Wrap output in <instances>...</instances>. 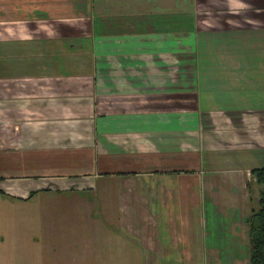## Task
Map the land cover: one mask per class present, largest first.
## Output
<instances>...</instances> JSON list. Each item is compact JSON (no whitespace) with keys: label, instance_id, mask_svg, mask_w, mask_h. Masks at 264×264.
Returning <instances> with one entry per match:
<instances>
[{"label":"crops","instance_id":"1","mask_svg":"<svg viewBox=\"0 0 264 264\" xmlns=\"http://www.w3.org/2000/svg\"><path fill=\"white\" fill-rule=\"evenodd\" d=\"M89 3L84 33H67L66 0H25L24 25L0 31V63L30 69L0 82V254L29 243L15 227L99 221L100 208L105 229L69 242L61 264L238 258L236 221L264 163V0ZM98 188L108 201H81ZM206 203L236 211L230 245L204 246Z\"/></svg>","mask_w":264,"mask_h":264},{"label":"rangeland","instance_id":"2","mask_svg":"<svg viewBox=\"0 0 264 264\" xmlns=\"http://www.w3.org/2000/svg\"><path fill=\"white\" fill-rule=\"evenodd\" d=\"M90 0H66L65 4V18H66V27H67V33L72 32L69 28H78L79 33L80 32H87V29L89 27L88 20L90 15V9L91 4L89 3ZM14 6L19 7L16 9ZM184 7V5L182 4ZM180 6V7H182ZM49 16V15H47ZM52 16V14H51ZM50 16V17H51ZM26 18V12H25V0H19V2L15 1V3L12 2V0H0V31L2 30L4 33L5 28L14 25V22L19 23V25H24L23 22L18 21H25ZM47 23L45 27H50L52 22L50 20L46 21ZM98 21L94 20L93 26H98ZM3 35V34H1ZM1 38V36H0ZM70 39L71 37L67 35V50H72L70 47ZM89 43L87 39L81 38L76 40H71V44H81L86 45ZM2 49V48H1ZM2 51V50H1ZM39 50H35V53H38ZM79 53L74 55L70 53L71 55L66 56L67 60V69L66 73H71L72 70L69 69V65L71 64L74 57H78L81 59H87L88 56L84 53L85 50L78 51ZM24 53V52H23ZM6 54V53H5ZM46 54V53H45ZM50 55V54H49ZM18 58H25L22 56L21 52H18L17 56L14 59V62H16ZM5 58V57H4ZM256 59L261 58L259 56L254 57ZM13 62V64H14ZM20 63V62H19ZM46 63V62H44ZM264 64V60L262 62ZM69 64V65H68ZM257 65V64H255ZM69 69V70H68ZM258 69H264V67H260ZM30 69L26 68L23 64L20 67L15 68H9V66H3L2 63H0V82H6L8 87V82L10 79L15 76L18 77L19 75H23L26 72H29ZM37 71L39 69L37 68ZM40 73V72H36ZM14 77V78H15ZM25 77V76H23ZM15 80V79H14ZM30 82V80L25 81L24 83H21L17 85L13 84V87H18L19 91H26V84ZM3 84V83H2ZM31 84V83H30ZM23 86L24 88H22ZM9 90V89H8ZM6 90L5 94H9V91ZM264 166V163L263 165ZM250 186L248 187L249 192L245 193V196L243 199L246 201L248 199L247 204L245 205L243 211L239 212V221H236V226L238 227V235L241 237V242L239 243V248L236 249V254H238V258L232 259L231 253L227 252L223 254L224 258L220 260L219 263H216L214 260H210V264H249V255H250V244H249V237L247 234V225L245 223L244 215L246 217L251 212L252 208H258V197H259V191L260 186L255 182L254 177L250 176ZM100 187V186H99ZM98 188L94 194L88 192L85 194L86 196H82V202L87 201H95L98 200V197L102 198V201H108V198L105 196H102L98 193ZM109 202H104L105 209H107V219L109 214V206L106 208L107 204ZM83 206V203H82ZM212 203H206L205 209L206 211L203 214V218L205 220L206 224V234L207 237L205 239L204 246L213 245L217 243L219 240L221 241V244L223 246L230 245V243L227 242V236H228V227L230 225V222L232 220V217L236 215V211H232L230 215H226L224 213V210H221V212L217 211ZM244 206V205H243ZM149 211L153 215H155L157 212L153 210L152 204L148 205ZM106 210H101L100 208L97 210V212H92V216L95 214L98 216V220H91V221H83L82 218H78L74 220V223L72 225H60V223L54 222V224H51L50 227L46 228V231H44L45 228L42 226H39L37 224H26L22 226L21 228L15 227L14 229H23L25 231L29 232V243H24L22 248V254L17 255L15 252H8V250L0 254V264H48L53 263L55 260L58 261L60 264L62 262L69 263L72 261V256L69 253H66L64 255L63 250L66 249L68 243L73 241H81V238H89L93 232L99 233L105 229V220H106ZM196 212V209L193 210V213ZM35 219H41L42 215H39L38 212L34 211ZM84 219H86L85 213H84ZM10 227H1L0 233L5 235L6 231H9ZM114 228L112 227L111 230ZM8 234V233H7ZM99 238V237H98ZM248 239V241H247ZM70 240V241H68ZM9 242V240H8ZM203 246V243H202ZM49 248V250L47 249ZM235 254V255H236ZM13 255V256H11ZM152 260V259H151ZM151 260H146L148 264H151ZM207 257L203 258L202 256L195 257L189 260H181V259H174L172 260L171 264H207ZM133 261V260H131ZM153 261V260H152ZM158 261V260H156ZM89 262V259L86 258L82 264H87ZM235 262V263H234Z\"/></svg>","mask_w":264,"mask_h":264},{"label":"trees","instance_id":"3","mask_svg":"<svg viewBox=\"0 0 264 264\" xmlns=\"http://www.w3.org/2000/svg\"><path fill=\"white\" fill-rule=\"evenodd\" d=\"M260 186L258 208H252L245 219L250 244L249 264H264V166L250 171ZM247 181V186H250Z\"/></svg>","mask_w":264,"mask_h":264}]
</instances>
